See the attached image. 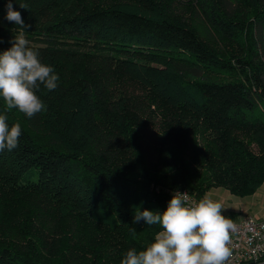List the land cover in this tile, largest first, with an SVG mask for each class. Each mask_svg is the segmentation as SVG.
Wrapping results in <instances>:
<instances>
[{
  "label": "trees",
  "instance_id": "1",
  "mask_svg": "<svg viewBox=\"0 0 264 264\" xmlns=\"http://www.w3.org/2000/svg\"><path fill=\"white\" fill-rule=\"evenodd\" d=\"M7 2L0 52L18 30L5 19ZM13 7L60 79L54 91L40 86L41 113H6L22 134L0 151L9 221L0 264H120L158 230L135 213H162L175 189L246 196L264 183V0Z\"/></svg>",
  "mask_w": 264,
  "mask_h": 264
},
{
  "label": "clouds",
  "instance_id": "2",
  "mask_svg": "<svg viewBox=\"0 0 264 264\" xmlns=\"http://www.w3.org/2000/svg\"><path fill=\"white\" fill-rule=\"evenodd\" d=\"M19 7L25 9L27 5L21 3ZM5 19L18 26L11 47L0 52V99L5 109L0 114V151H12L19 146L22 125H10L6 113L17 109L28 119L41 113L46 106L37 95L40 86L54 91L60 78L29 46L25 33L31 25L25 24L21 12L14 9L13 0L6 4ZM225 209L222 202L210 196L190 202L187 192L177 191L162 213L137 211L134 222L143 220L158 230L142 249L129 248L120 264H228L232 235L238 226L223 215ZM131 231L135 233V229Z\"/></svg>",
  "mask_w": 264,
  "mask_h": 264
},
{
  "label": "built area",
  "instance_id": "3",
  "mask_svg": "<svg viewBox=\"0 0 264 264\" xmlns=\"http://www.w3.org/2000/svg\"><path fill=\"white\" fill-rule=\"evenodd\" d=\"M178 192H187L190 202L200 199L187 189L178 190ZM234 222L238 230L232 235V256L228 264H243L247 261L264 264V218L246 215Z\"/></svg>",
  "mask_w": 264,
  "mask_h": 264
},
{
  "label": "crops",
  "instance_id": "4",
  "mask_svg": "<svg viewBox=\"0 0 264 264\" xmlns=\"http://www.w3.org/2000/svg\"><path fill=\"white\" fill-rule=\"evenodd\" d=\"M207 196L222 202L226 208L223 214L233 220H240L246 215L264 218V183L246 196L236 195L226 188H216Z\"/></svg>",
  "mask_w": 264,
  "mask_h": 264
},
{
  "label": "rangeland",
  "instance_id": "5",
  "mask_svg": "<svg viewBox=\"0 0 264 264\" xmlns=\"http://www.w3.org/2000/svg\"><path fill=\"white\" fill-rule=\"evenodd\" d=\"M156 108L158 109V111L160 113L167 112V110H166V108L164 106L163 107L156 106ZM200 167H201V171H203V172L207 171L206 166L201 165ZM216 188H225V187H221V186L212 187L209 190H207L205 196L208 195V194H211V192L214 191V189H216ZM178 190H182V189H175L174 191H178ZM7 216L8 215H6L4 213V211L0 212V236L6 233L5 230L8 227L7 225H9V221L7 219L8 218Z\"/></svg>",
  "mask_w": 264,
  "mask_h": 264
}]
</instances>
